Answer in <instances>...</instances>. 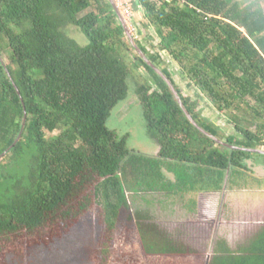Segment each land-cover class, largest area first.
<instances>
[{"label":"trees","instance_id":"trees-1","mask_svg":"<svg viewBox=\"0 0 264 264\" xmlns=\"http://www.w3.org/2000/svg\"><path fill=\"white\" fill-rule=\"evenodd\" d=\"M132 2L144 28H154L147 38H159L151 51L135 37L148 59L196 124L224 141L164 67L168 53L233 125L226 143L240 149L218 144L191 122L128 39L110 0H0V264H92L93 253L108 264L124 246L118 259L125 264H264V229L238 251L219 243L204 263L150 217L131 213L126 196L218 192L228 173L264 156L241 150L264 147L261 3ZM69 26L85 40L70 36ZM133 81L148 133L161 147L155 157L129 150L128 136L108 127ZM117 238L124 241L118 248Z\"/></svg>","mask_w":264,"mask_h":264},{"label":"rangeland","instance_id":"rangeland-1","mask_svg":"<svg viewBox=\"0 0 264 264\" xmlns=\"http://www.w3.org/2000/svg\"><path fill=\"white\" fill-rule=\"evenodd\" d=\"M115 2L134 38L141 40L153 51V46L158 44L159 38L150 41L147 37L150 36V33L155 36L154 28H144L141 22L142 14L135 8L132 0H115ZM259 2L264 9V0H259ZM67 33L78 40H85L84 34L74 26H69ZM129 53L131 57L135 56V51L130 50ZM161 57L164 67L168 68L181 92L185 97L199 101L197 110L202 113L203 117L220 128L221 132L225 134L224 141L226 142L230 135H235L233 125H230L228 120L217 112L212 102L203 96H194L180 67L169 54L162 53ZM128 59L131 60L129 55ZM141 71L144 77H149L144 67L141 68ZM134 79L137 80L136 77ZM131 86V94L113 111L108 121V127L115 130L121 137L128 136L129 150L155 157L161 147L148 133L143 108L136 96V83L135 86L133 84ZM245 165L247 166L246 170L228 173L223 189L218 192L200 191L185 194L184 197L175 196L172 193L169 195L168 192L157 189L141 191L135 197L132 193H128L126 196L130 212L138 211L143 216L150 217L151 221L170 235L174 241L184 244L193 251L196 258H202L204 263L205 261L207 263L214 256L219 243L225 242L237 250L242 243L247 244L252 237L254 238L264 229V156L254 155L251 159L246 160ZM166 176L168 180L175 182L173 174L166 173ZM229 190H234V192L228 193ZM241 190H244L242 195L239 194L242 198L235 197L236 192L241 193ZM252 191L256 192L252 193ZM257 192L260 197L255 199L261 201L262 204H258L254 210L255 214L247 213L248 209L239 214L234 210L238 205L244 206L243 202L245 201L248 208L254 207L251 195H256ZM89 215L95 223L97 218L95 207L89 211ZM122 240L117 238L115 247L124 242ZM117 253L119 256L124 254L125 246L121 248V252L118 249ZM94 254L87 255V258L93 257L92 264H105ZM119 256H115L108 264H125L123 260L118 259ZM124 256L126 257V254ZM190 264H192L191 261ZM194 264H200V262L196 260Z\"/></svg>","mask_w":264,"mask_h":264},{"label":"water","instance_id":"water-1","mask_svg":"<svg viewBox=\"0 0 264 264\" xmlns=\"http://www.w3.org/2000/svg\"><path fill=\"white\" fill-rule=\"evenodd\" d=\"M111 3L113 4L116 12L118 13V17L119 20L121 21V23L123 24L126 33H127V37L130 40V42L132 43V45L136 48L137 52L139 53V55L144 59V61L149 64L165 81L166 83L169 85L170 89L172 90L174 96L176 97L178 103L180 104L181 108L184 110L185 114L188 116V118L191 120V122L193 124H195L203 133H205L208 137L212 138L214 141H216L218 144L228 147L230 149H240L236 146L230 145L228 143H226L225 141L220 140L219 138L215 137L213 134L203 130L202 128H200L196 122L194 121V119L192 118V116L190 115L189 111L186 109V107L184 106V104L182 103V99L180 97V95L178 94V92L176 91L173 83L167 79V77L163 74V72L157 68L154 64H152V62L148 59L146 53L142 50V48L140 47V45L136 42L133 34L130 32L126 21L124 20V17L122 16V13L120 12V9L118 7V5L116 4L115 0H110ZM166 53V52H164ZM182 73V72H181ZM182 75L184 76V78H186V81L188 82V85L190 87V90L193 92L194 96H202V94L200 93V91L195 87V85L193 84V82L182 73ZM18 91V90H17ZM24 123V121H23ZM241 150H245V151H250L252 153H256V154H262L264 155V149H241Z\"/></svg>","mask_w":264,"mask_h":264},{"label":"crops","instance_id":"crops-1","mask_svg":"<svg viewBox=\"0 0 264 264\" xmlns=\"http://www.w3.org/2000/svg\"><path fill=\"white\" fill-rule=\"evenodd\" d=\"M239 191H240V190H239ZM243 191H244V190H241V193L236 192V195H234V196H235V197L238 196V198H239V196H240L239 194L242 195V194H243ZM232 192H234V190H229V191H228V193H232ZM255 192H256V191H255ZM255 192L252 191V193H255ZM258 192H259V191H258ZM258 192H257L256 195H251V198H252L251 200H254V201H252V202L254 203V207H253V206H250V207L248 208L247 202L245 201V202H243V203H245L244 206H242V205H238V206H236V207H237L236 209L234 208V210L237 211V213L239 214L240 212L245 211V210L248 209V210L246 211L247 213L255 214V213H254V210L257 208L258 204L261 203V201L255 199L256 197H258V198L260 197ZM240 197L242 198V196H240ZM229 200H230V199H229ZM234 200H235V199H234ZM255 200H256V201H255ZM236 201H237V199H236ZM241 204H242V203H241ZM261 204H262V203H261ZM239 206H240V207H239ZM238 207H239V208H238ZM259 209H260V208H259ZM240 210H241V211H240ZM246 212H245V213H246ZM224 222H225V221H224ZM257 235H258V234H257ZM257 235H256V236H257ZM256 236H255V237H256ZM255 237H254V238H255ZM254 238L252 237V238L250 239V241L253 240ZM248 242H249V241H248ZM245 244H246V243H242V245H245ZM228 247H230V249H232L233 251H238V249H239V248H238L237 250H234V247H233V246H229V245H228Z\"/></svg>","mask_w":264,"mask_h":264},{"label":"flooded vegetation","instance_id":"flooded-vegetation-1","mask_svg":"<svg viewBox=\"0 0 264 264\" xmlns=\"http://www.w3.org/2000/svg\"><path fill=\"white\" fill-rule=\"evenodd\" d=\"M159 153H160V150H159V152H158L157 156L159 155ZM155 154H156V153H155Z\"/></svg>","mask_w":264,"mask_h":264}]
</instances>
